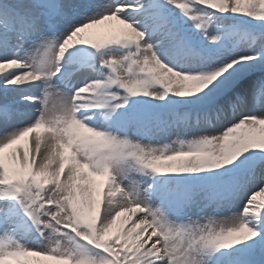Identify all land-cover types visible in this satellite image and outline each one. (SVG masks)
I'll list each match as a JSON object with an SVG mask.
<instances>
[{
    "label": "snow or ice",
    "instance_id": "obj_1",
    "mask_svg": "<svg viewBox=\"0 0 264 264\" xmlns=\"http://www.w3.org/2000/svg\"><path fill=\"white\" fill-rule=\"evenodd\" d=\"M38 257L264 264V0H0V264Z\"/></svg>",
    "mask_w": 264,
    "mask_h": 264
},
{
    "label": "rangeland",
    "instance_id": "obj_2",
    "mask_svg": "<svg viewBox=\"0 0 264 264\" xmlns=\"http://www.w3.org/2000/svg\"><path fill=\"white\" fill-rule=\"evenodd\" d=\"M112 21L113 23H115V25L113 26V28L111 29V32L112 33H118L117 30H116V23H119L118 20H115V19H111L109 22L112 24ZM101 26H104V22H102L101 24H98V25H94L91 27V29H95L94 31V38L95 37H99V36H105V35H108V32L107 33H102V32H99V27ZM110 31V30H109ZM39 131H43L42 129H39ZM23 140L24 139H21V141H18L17 143H23ZM12 147H15V145H13ZM8 151H10V149H6L5 152L7 153ZM100 180H98V183L101 182V178L102 177H99ZM259 199V198H258ZM123 215H128V213H125ZM115 228V226H114ZM33 259H40V260H45L48 262V264H64V262H59V261H53V260H49V258H44V257H38V258H33Z\"/></svg>",
    "mask_w": 264,
    "mask_h": 264
},
{
    "label": "bare ground",
    "instance_id": "obj_3",
    "mask_svg": "<svg viewBox=\"0 0 264 264\" xmlns=\"http://www.w3.org/2000/svg\"><path fill=\"white\" fill-rule=\"evenodd\" d=\"M116 30H117L118 33H123V32L126 31L127 29H126V26H125V25H122V24L119 22V23H117V25H116ZM118 223H119V221H118Z\"/></svg>",
    "mask_w": 264,
    "mask_h": 264
}]
</instances>
